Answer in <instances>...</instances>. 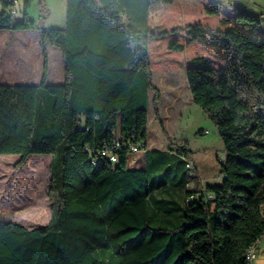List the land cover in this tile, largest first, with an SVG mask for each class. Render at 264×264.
<instances>
[{
  "label": "trees",
  "instance_id": "obj_1",
  "mask_svg": "<svg viewBox=\"0 0 264 264\" xmlns=\"http://www.w3.org/2000/svg\"><path fill=\"white\" fill-rule=\"evenodd\" d=\"M0 4V31L37 29L44 60L40 84H0V155L52 156V216L34 229L0 220V264H248L264 237L262 18L220 0H67L66 26L41 28L15 18L16 0ZM48 44L62 51V84L48 83ZM186 58L192 100L225 144L216 183L189 175L185 147L130 166L151 103L165 131L153 72ZM117 142L112 162L102 152ZM169 183L182 198L158 193Z\"/></svg>",
  "mask_w": 264,
  "mask_h": 264
},
{
  "label": "rangeland",
  "instance_id": "obj_2",
  "mask_svg": "<svg viewBox=\"0 0 264 264\" xmlns=\"http://www.w3.org/2000/svg\"><path fill=\"white\" fill-rule=\"evenodd\" d=\"M26 1L16 0L13 8V14L19 21L26 18L29 22H34L35 27L41 28H64L66 26L67 0H32L27 16L25 14ZM220 1L235 7L246 8L258 15L264 13V0ZM181 2L187 5L194 4V0H181ZM2 10L3 7L0 4V13ZM163 11L161 5L153 8L152 16L155 26L160 24ZM33 35L35 34L16 35V37L0 34V82L2 84L38 85L41 83L43 57L37 38ZM49 52L52 77L65 73L60 48L50 45ZM188 65L189 59L186 58L182 68L174 71L175 74H173L175 87L181 94L178 103H175L170 95L172 92L171 85H169L171 78L158 75L171 71H154V83L161 93V98H164L161 114L163 113L162 116L165 118L162 116L161 118L165 131L162 130L152 107L148 125L152 139L150 144L168 150L185 147L199 174L198 184L216 183L220 181L217 177L220 174V161L225 158L226 154L225 144L215 122L191 98L186 79ZM154 95L152 92V100ZM142 154L134 156L135 162L131 163V167L138 168L141 165L139 157ZM51 158L49 155H35L30 157L25 164L19 165L21 159L19 155H0V220L15 222L29 229L47 225L52 216L48 197ZM258 250L260 264H264V237L258 245ZM257 261L254 264H257Z\"/></svg>",
  "mask_w": 264,
  "mask_h": 264
},
{
  "label": "crops",
  "instance_id": "obj_3",
  "mask_svg": "<svg viewBox=\"0 0 264 264\" xmlns=\"http://www.w3.org/2000/svg\"><path fill=\"white\" fill-rule=\"evenodd\" d=\"M198 1L199 0H194V4H191V5H195V4H197L198 3ZM230 6H232V5H230ZM233 7H235V6H233ZM235 8H238V9H240V10H244V11H246V12H248V13H250V14H253V15H255V16H257V17H259V18H262V16L264 15V13H262V14H260V15H258L256 12H251V11H249V10H247L246 8H242V7H239V6H237V7H235ZM39 33V31H36V30H28V31H16V32H9V31H6V30H4V31H0V34H2V35H9V36H16V35H23V36H26V35H28V34H35V35H33L35 38H37V41H38V43L40 42V38H41V35L40 34H38ZM17 37V36H16ZM49 46H50V44H48L47 45V48H48V51H49ZM40 47V46H39ZM41 53H42V51H41ZM23 54H25V53H23ZM42 57H43V55H42ZM8 64H10V61L8 60ZM43 64H44V60H43ZM50 52H49V75H48V83L49 84H51V85H57V84H62L63 82H65V79H66V73H61V74H58V75H54L53 77H52V75H51V72H50ZM173 74H175V72L174 71H171V72H166V73H160V74H158L160 77H164V76H169L170 78H171V80L172 81H170V83H169V85H171V87L170 88H172L171 90H172V92L170 93V95H171V97H172V100L175 102V103H178V101L180 100V97H181V94H180V91L179 90H177L178 88L177 87H175V80H174V78H173ZM43 75V74H42ZM155 76V72H153V77ZM172 76V77H171ZM1 84H2V82H0ZM9 85V84H8ZM154 85H155V83H154ZM156 86V85H155ZM152 94V93H151ZM192 98V97H191ZM163 97L161 98V100H160V102H159V106H158V108H159V110H160V114H161V105H162V102H163ZM151 102H152V98H151ZM152 103H151V105H150V111H151V109H152ZM149 114H150V112H149ZM163 114V113H162ZM162 114H161V116H162ZM162 118H165V116H162ZM150 142H152V139H151V136L149 135V131H148V145H149V147H148V150L146 151V152H144L143 154H142V156L141 157H139V160H140V166L138 167V169H142V168H145L146 167V165H147V159H148V156L151 154V153H153V152H155V151H168V149H161V148H158V147H154V145L155 144H150ZM52 157V156H51ZM163 191H167V193H169L168 194V196H167V198L168 199H173L174 198V196H177L178 198H182L183 197V189H181V188H178V187H174V185L171 183H169V185L164 189V190H162V191H160V192H158L159 194L161 193V192H163ZM263 240V239H262ZM261 240V241H262ZM260 241V242H261ZM256 260H258L257 262V264H260V262H261V260H260V258H259V253H258V258L256 259ZM255 263V262H254Z\"/></svg>",
  "mask_w": 264,
  "mask_h": 264
},
{
  "label": "built area",
  "instance_id": "obj_4",
  "mask_svg": "<svg viewBox=\"0 0 264 264\" xmlns=\"http://www.w3.org/2000/svg\"><path fill=\"white\" fill-rule=\"evenodd\" d=\"M262 27L264 30V15L262 16ZM128 147V149L131 151L132 155H140L144 152H146L148 150V142H140L137 144H132V143H128L126 145ZM122 146L120 145L119 142H117L114 145V149H105L102 152V156L104 158H108L110 159L112 162H117L118 161V155L116 153L115 150H121ZM132 162H135V159L132 160ZM187 168L189 170V175L193 178H197L198 179V173L196 171V166L193 160H187ZM223 178V175L220 173L217 177V179L221 180ZM199 180V179H198ZM202 183V182H201ZM204 183V182H203ZM202 183V184H203ZM260 243V241L254 245H252L250 247V249L247 252V260H248V264H254V262L256 261V259L258 258V244Z\"/></svg>",
  "mask_w": 264,
  "mask_h": 264
}]
</instances>
